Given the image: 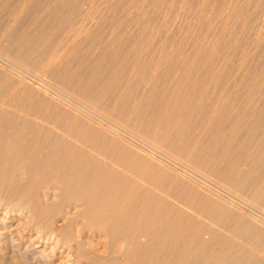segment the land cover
Listing matches in <instances>:
<instances>
[{
	"label": "rangeland",
	"instance_id": "rangeland-1",
	"mask_svg": "<svg viewBox=\"0 0 264 264\" xmlns=\"http://www.w3.org/2000/svg\"><path fill=\"white\" fill-rule=\"evenodd\" d=\"M49 140L158 216L128 261L139 221L89 222L47 173L36 223L91 264H175L184 240L188 264H264V0H0V161L19 156L0 197ZM17 214L0 211V264H62Z\"/></svg>",
	"mask_w": 264,
	"mask_h": 264
},
{
	"label": "bare ground",
	"instance_id": "bare-ground-1",
	"mask_svg": "<svg viewBox=\"0 0 264 264\" xmlns=\"http://www.w3.org/2000/svg\"><path fill=\"white\" fill-rule=\"evenodd\" d=\"M43 130H44V128H43ZM21 133L19 135H21ZM12 134H13V132H12ZM24 134H27V133H24ZM28 134L30 135V133H28ZM24 136H26V135H24ZM3 139H5V138H3ZM49 142L51 144L50 140H49ZM75 144H76V142H75ZM10 145H8V146L10 147ZM51 145H46V143H44V141H43L42 143H39L35 147V149L31 148L34 151L32 150L33 154L30 156L31 160L29 159V157H28V159L30 161H34L36 164V167L33 165V167L29 166L30 167L29 169L27 168L28 170L25 173V176L28 179L27 186L25 188H23L21 191L17 192L16 194L13 193L11 196H14V198H11V196L5 197V198L0 197V211L1 210L5 211V214H6L5 216L10 217L9 220L13 219V217H15L16 213H18L16 215L18 218L24 219L27 217L29 219V221L26 222L27 228H25L23 231L30 232V234H31V232L34 229H36L37 233L34 236L33 241L36 240V242H42L45 240V243H49L50 241L55 242V245L52 248V251H53V253H55L56 251L59 252V250L61 249L60 253L63 255L62 264H91L90 260H92V259L88 260L87 259L88 257L86 258L85 256H82V255H86V254L85 253L81 254L84 251L80 250V245L77 244L74 241V239H72L70 236H67L64 234V230L61 229V227H60L61 225L55 224L52 228H50L47 231L41 225H38L36 223V222H38L37 221L38 218L36 217V211H35V206H34L35 204L33 203V200H34L33 196H34V192H36V190L41 185L40 184L41 178H44L45 176H47V173L53 174V176L55 178L57 176H60L61 178H63L64 180L67 181V183L64 184V187H62L65 195H71L73 193H74V195H78V193L80 194L81 192H85V194H84V196H85L84 197L85 198L84 208H86L85 216L89 222H94L95 220H97L98 218L103 216L106 212H112V216H110L108 221L110 224L109 225L110 226V232L115 233V232H117L118 228H120L121 225L127 224L128 221L129 222H132L133 220L139 221V224L137 222V224H138V228L136 227L137 231H135L133 233V241H132L133 246H132L131 253H128V255H127V257L129 256V258H127V260L130 261L133 258V256L135 255L134 253H136V251H138V247L141 246L140 244H142V242H144L143 240H145V241L147 240V242H148L149 238L151 237V235H150L151 231L157 225L156 224L157 221H155V219H157L156 217H158V216H156V211L151 206V207H148L146 210H140V212H137L136 210L137 209L139 210V208H136V206H134V204L131 203L132 201H130V205H129L128 201L130 200V198L127 199L128 196L125 195L126 193L124 194L122 191L120 192V190L119 191L114 190V187L110 183L108 177H105V175L103 173H102L103 176L97 177V175L95 173V171H97V170H94L95 169L94 164L90 160H87L86 158H85L86 160H84V159L80 160V158L77 157L78 154L73 155V153H71V150H70V154H72V156H74V157L68 156L66 154L65 155L61 154V156H60L59 155L60 152H58L57 148H55V147H57L56 146L57 144L56 145L54 144L55 146L53 144H51ZM88 146H91V145H88ZM15 147L17 148L16 145H15ZM31 149H30V151H31ZM8 150H11V149L8 148ZM26 151L27 150H25L24 152H26ZM30 151H28V152H30ZM75 152L76 151H74V153ZM9 153H10V151H9ZM9 153L6 156H3L4 157L3 162L0 161V195L4 193L3 192L4 191L3 190V183H4L3 178L7 177L5 175L6 174V172H5L6 171V165L10 162L12 163L13 160H16V162H17V160H19V156H17V153L15 155H11V153L9 155ZM76 153H78V151ZM22 156H23V154H22ZM24 156H25V154H24ZM3 157H1V158L3 159ZM23 159L24 158H22V161H23ZM24 160L26 161V159H24ZM98 165H96V166H98ZM100 169L102 170V168H100ZM50 178H52V177H50ZM110 180H112V179H110ZM59 182H60V180H59ZM115 189H116V187H115ZM75 193H77V194H75ZM135 201H138V200H134V203H135ZM136 203H138V202H136ZM136 203H135V205H136ZM139 203H138V205H139ZM142 209H143V207H142ZM20 228L18 230H20ZM18 230L16 232L18 233V235H21L20 233L22 231L21 230L18 231ZM24 235H26V234H24ZM157 239H158L157 235L153 236L152 239H150V242L152 240L154 243H156ZM179 248H180V251L178 250L179 252H177V259H176V260H178L177 263L179 264L181 261V262H185V264H186L188 262L187 259L189 258L190 254L192 252L191 251L192 249L189 245L188 240H184L182 247H179ZM46 262H48V261H46ZM177 263H175V264H177Z\"/></svg>",
	"mask_w": 264,
	"mask_h": 264
}]
</instances>
